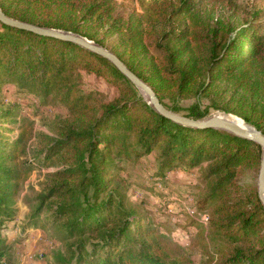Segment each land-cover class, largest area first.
I'll list each match as a JSON object with an SVG mask.
<instances>
[{
  "label": "trees",
  "instance_id": "16d2710c",
  "mask_svg": "<svg viewBox=\"0 0 264 264\" xmlns=\"http://www.w3.org/2000/svg\"><path fill=\"white\" fill-rule=\"evenodd\" d=\"M175 2L177 7L172 14L183 16L186 25L170 36L173 47L165 48L166 56L158 71L142 73L117 53L118 57L153 88L166 108L176 113L179 108L167 105L166 96L200 92L216 80L226 81L249 100L257 117L228 111L264 133V23L259 20L264 10L253 12L240 25L225 19L211 23L202 0ZM0 8L9 17L68 30L92 40L93 36L82 29L84 25L111 19L113 28L125 32L119 17L113 16L110 0H0ZM157 14L161 16L162 10L157 13L155 9L147 22H157L151 18H157ZM142 35V30H133L127 45L130 56L141 46ZM153 44L161 47L159 39ZM200 56H205L207 63V84L200 81L204 68L199 64ZM81 72L102 76L121 92V98L107 104L100 115H90L86 120L83 119L91 107L88 95L79 89ZM5 82L36 92L44 101L52 99L63 104L76 113L80 125L60 127L59 135L50 138L51 143L33 163L19 159L25 153L27 129L20 127L19 135L13 136L12 128L0 123V216L8 212L6 206L18 182L25 180L36 166L62 154L65 165L53 172L55 181L42 200L57 197L56 203L47 206L50 213L46 219L60 222L65 238L95 234L97 241L88 248L75 242V264H187L170 257L160 245L140 243L136 238L142 231L140 221L130 218L131 213L119 203L113 205L111 195L99 199L111 180L107 177L108 168L115 158L136 160L157 151L160 176L180 165L192 168L207 163L205 177L211 185L200 202L209 211L212 237L227 246L221 264H264V208L255 188L241 195L233 186L239 167L256 169L259 165L255 143L221 129L175 123L147 104L102 56L67 40L0 22V85ZM9 113L0 109V118ZM207 113L192 105L184 115L200 119ZM88 187L93 190L92 201ZM34 223L32 219L28 225ZM7 249L8 245L0 240V260Z\"/></svg>",
  "mask_w": 264,
  "mask_h": 264
},
{
  "label": "rangeland",
  "instance_id": "374dc122",
  "mask_svg": "<svg viewBox=\"0 0 264 264\" xmlns=\"http://www.w3.org/2000/svg\"><path fill=\"white\" fill-rule=\"evenodd\" d=\"M202 2L203 11L209 15L211 23L216 19H225L240 25L253 12L264 10V0ZM110 5L113 7V16L119 17L121 24L125 26V32L122 34L120 30L113 28L112 20L109 19L84 25L82 29L92 35L93 40L86 38L106 49L112 48L116 55L118 53L125 60L128 59L142 73L152 74L158 71L160 61L166 56L165 48L173 47L170 36L183 30L186 25L183 16L172 14L177 7L175 0H110ZM155 9L157 13L162 10L163 14H157V18L151 17L158 19L157 22H147L146 18L153 15ZM259 20L264 23V16H260ZM134 29L142 30L144 36L142 35L143 41L141 40L139 49L130 56L127 45ZM156 39H159L161 47L154 46ZM204 57L200 56L199 59V64L204 67L200 81L207 84L208 67ZM78 83L80 92L88 95L87 103L91 107L83 120L89 119L90 115H100L107 104L121 98L117 86L102 76L81 72ZM131 85L144 99V94ZM164 102L178 107V114L181 115L186 113L188 107L197 105L208 111L204 118L222 112L234 114L228 110L252 119L257 117L256 110L253 111L249 106V100L222 80L206 86L204 91H190L183 96H166ZM0 109L10 112L6 118H0V123L12 128L10 135H19L20 127L27 129L28 135L23 143L25 153L19 159L33 163H37L35 158L51 143L50 138L59 135L60 127L80 125L74 111L52 99L44 101L40 94L22 89L13 82L0 85ZM256 147L260 161V148ZM157 154V151H153L136 160L115 158L113 165L108 168L107 177L111 180L99 199L111 195L115 201L113 205L119 203L131 213L130 218L135 217L140 221L142 231L136 236L140 243L144 242L150 247L160 245L170 257L187 264H221L227 246L212 237L209 211L200 202L211 185V180L205 177L207 163L192 168L180 165L160 176L157 175ZM61 155L49 159L42 166H36L25 180L18 182L12 199L6 206L8 212L0 216V240L8 245L0 264H75L72 254V251L77 250L75 242L80 241L88 248L90 243L97 241L95 234L88 233L80 239L65 238L66 233L59 227L60 222L50 223L46 219V215L50 213L47 206L49 203H56L58 199L50 196L47 200H42V197L47 195L48 187L55 181L53 172L65 165ZM258 167L259 165L256 169L238 168L233 183L236 194L246 195L252 188L256 189ZM92 191L88 187L90 197ZM90 199L92 201V197ZM32 219L35 223L28 225ZM261 233L264 234V230Z\"/></svg>",
  "mask_w": 264,
  "mask_h": 264
},
{
  "label": "water",
  "instance_id": "95a60500",
  "mask_svg": "<svg viewBox=\"0 0 264 264\" xmlns=\"http://www.w3.org/2000/svg\"><path fill=\"white\" fill-rule=\"evenodd\" d=\"M0 22L34 33L50 36L62 40L76 43L108 60L131 84H133L142 93H145L144 99L157 113L163 117L183 126L192 128H217L227 131L237 137L246 139L255 143L260 148V161L257 171L256 192L264 208V133L255 127L252 130L241 128L235 122L227 119L226 116L212 115L206 118H192L178 114L166 108L159 100L153 88L134 73L114 52L105 47L94 43L85 36L71 31H66L53 27H45L7 16L0 8Z\"/></svg>",
  "mask_w": 264,
  "mask_h": 264
},
{
  "label": "bare ground",
  "instance_id": "6f19581e",
  "mask_svg": "<svg viewBox=\"0 0 264 264\" xmlns=\"http://www.w3.org/2000/svg\"><path fill=\"white\" fill-rule=\"evenodd\" d=\"M144 96L145 93L143 92ZM217 116H226L228 120L235 122L237 125H239L241 128H245V129H249L252 130L253 127H251L249 124H247L244 120H242L241 118L237 117L234 114H230V113H217Z\"/></svg>",
  "mask_w": 264,
  "mask_h": 264
}]
</instances>
